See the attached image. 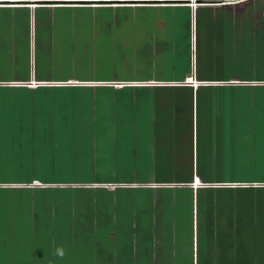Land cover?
<instances>
[{
    "label": "crops",
    "instance_id": "crops-1",
    "mask_svg": "<svg viewBox=\"0 0 264 264\" xmlns=\"http://www.w3.org/2000/svg\"><path fill=\"white\" fill-rule=\"evenodd\" d=\"M37 32L48 34L49 40L57 36L59 51L71 48L87 52L88 57L92 52L97 60L113 62L111 52L117 50V44L124 45L121 50L124 60L132 58L128 65L132 73L120 70L112 76L66 79L32 74L29 57ZM5 33L15 35V41L26 46L28 74L0 79V90L30 91V100L41 96L32 92L43 91L56 102V107L45 99L37 102L33 115L26 116L35 119L34 125L42 124L48 130L45 127L56 122L62 125L61 118L67 115L68 120L77 116L78 126L81 110L89 108L90 122L95 118L90 129L147 132L135 141H117L120 149L113 148L111 153H99L105 160L97 162L96 158L99 165L90 166V175L96 178L88 181L91 183L43 185L33 179L30 182L36 185L24 182L27 187L11 189L27 193L32 188L54 189L66 194L70 188L97 195L140 192L139 202L113 206L120 213V222L129 228L121 236L125 246L120 250V259H131L129 264H182V259L199 264L197 231L206 228L204 236L215 240L217 223L245 230L222 236L219 261L206 257L213 249L204 248L201 264H264V250L258 246L263 239L246 230L264 225V173L257 175L254 169L264 157V143L231 139L233 131L264 132L250 117L251 109L264 116V0H0V35ZM75 35L81 40L76 41ZM118 66L122 68V64ZM147 66L161 69L157 75H149ZM50 90L63 94L52 96ZM246 91L252 94L248 103ZM105 106L111 119L102 121ZM3 122L7 120L0 115V125ZM101 122L107 124L101 126ZM224 132H230L228 139ZM241 156H252L255 166L240 169L236 176L221 172L226 160L234 165L238 162L235 157ZM106 162L118 164L115 168L124 172L121 181L98 179L96 174L104 171L99 166ZM142 162L148 164L146 168ZM260 162L264 166V160ZM126 170L131 173L127 180ZM115 171L110 173L112 178ZM113 185L117 186L109 188ZM219 193L221 204L211 207L206 219L199 218L203 194L205 200L212 198L216 203ZM60 204L64 206V202ZM57 205L40 204L36 216L31 206L26 207L32 220H40L50 218L46 214L58 217L61 206ZM237 207L240 212L236 215ZM73 220V216L64 219V225L76 226L80 221L74 224ZM147 226L153 228L152 233L145 230Z\"/></svg>",
    "mask_w": 264,
    "mask_h": 264
},
{
    "label": "rangeland",
    "instance_id": "rangeland-1",
    "mask_svg": "<svg viewBox=\"0 0 264 264\" xmlns=\"http://www.w3.org/2000/svg\"><path fill=\"white\" fill-rule=\"evenodd\" d=\"M39 33H36L35 45L32 47L29 57L31 59L29 71L32 74L40 76L41 73V77L46 79H66L75 75L112 76L118 74L120 70L125 71L127 74L132 73V67L128 66L132 58L128 57L129 59L124 60V50H121V48L125 47L124 45L117 44V50L111 52L114 57L113 62L103 58L97 60L92 52L88 57L87 52H74L71 48L59 51L56 48L59 46L57 36L53 35L49 40L48 34ZM5 34L0 35V79L14 76L24 78L28 74V51L25 49L26 46L15 41V35ZM75 38L76 41L81 40L80 36L75 35ZM31 39H33V35ZM64 45L61 44L60 46L63 47ZM79 45L83 47L82 42ZM79 45L74 47L78 48ZM126 52L129 53V51ZM77 53L81 54L84 59H79ZM129 56H131V52ZM159 56L160 54L157 53V59H159ZM78 60L81 62L77 63ZM113 63L115 65L112 66ZM118 63L122 64V68L118 66ZM159 69L161 68L147 66L146 71L149 75H157ZM48 92L52 96L63 94V91L57 90ZM246 93V103H248V100L252 98V94L248 91ZM32 94L41 96L30 100V91L15 90L8 92L0 90V115L2 117L4 115L5 120H7V122H3L0 125V188H24L27 187L24 182L33 179L55 183L79 181V179L85 182L92 181L96 178H92L90 171H87V169L92 168L90 166L95 164L99 165L95 163L96 158H98L97 162L105 160V157H100L103 152L111 153L113 148L120 149L117 141L120 143L123 141L130 142V138L135 141L138 135L141 134L143 137L147 133L134 130L96 131L94 127L90 129L89 127L95 122L93 121L95 118L92 117L90 122L89 108H84L81 110L82 113L78 115L79 122L77 123H79L78 126L80 127L76 125L74 120L77 116L68 120L66 119L67 115H65V118L63 115L61 118L62 125L56 122L52 126L45 127L48 130H44L41 123V125H34L35 119L28 120L26 116L30 117V115H33L34 109L38 106L37 102L42 103L43 99L48 100L53 106H55L56 102L52 98L49 99L46 96L48 94L43 91L39 93L32 92ZM106 97L111 98V96ZM84 102L86 105L88 104V100ZM105 107L106 109L103 108L101 112L102 121L111 119V115L106 114L108 107ZM58 109L56 108V110ZM251 114L250 117L255 119L256 123H260L259 126L264 127V116L261 118L258 112L254 114L252 109ZM36 117L34 116L33 118ZM260 119H262L261 122H259ZM27 124L28 127H26ZM106 124V122H101V126ZM36 127H40L38 128L40 130L35 129ZM229 133L224 132L227 139ZM231 133V139L241 138L247 141L264 143V137H261L264 132L233 131ZM251 157H235L238 162H233L234 165L228 163L225 158L227 166H224L221 172L236 176V174H240V169L248 170L255 166L251 165ZM262 159L264 160V157L260 158L259 163L254 168L257 175L264 173V166L260 164ZM115 165L118 164H108L106 162L99 166V169L104 171L96 174L97 177H100L98 179L106 181L107 178L111 177L108 181H121V176L124 172L118 166H116V169ZM140 165L146 168L148 164L142 162ZM132 167H134V164ZM254 169L250 172L253 173ZM113 170L116 171L112 178L110 173ZM211 173L213 174V172ZM126 176L128 178L131 176L128 170L125 171V179ZM31 185H36V183L32 182ZM115 186L117 185L109 186V188H114ZM5 194L9 195L10 198L5 204H2L1 196ZM203 195L202 200L204 202H199L201 211L199 218L203 217V219H206L204 215L206 216L211 207L221 204L218 202L220 193L216 196V203L212 202L211 196H209L211 200H205L206 196L205 194ZM141 197L140 192L133 195L129 192L126 194L125 191L98 193L97 195L80 190H70L66 194L49 189L29 191L28 193L24 190H0V264H129L131 259L129 261L127 258L120 259L122 255L120 250L125 246L121 236L129 228L124 227L122 222H120V213L113 206L115 204L121 207V203L131 204L133 201L137 203ZM237 198H240L239 195H237ZM221 199L224 198L221 197ZM111 200L112 202H109ZM29 202L30 205H28ZM62 202H64L63 207L60 204ZM40 204H44V206L59 204L57 206H61L59 208L61 209L59 211L60 215L57 214L58 217L55 218L53 216L52 218V215L46 214L45 217L49 216L50 218L32 220L33 218L31 219L28 216L29 213L26 206H31L32 210H35L33 215L36 216ZM236 205L238 206V201ZM72 207L73 211L71 212ZM236 210H238V207ZM113 211L116 216L113 215ZM238 212L240 210L236 211V215L239 214ZM67 214L68 216H73L74 224L79 220L82 222L79 221L76 226H65L64 219L71 218L65 216ZM257 216H259V213H257ZM58 218L61 221H57ZM203 219H199L200 222ZM223 224L217 223L216 227L213 228L215 240L212 241H208V238L204 236L206 235V228L201 227L198 229L199 264L202 263L201 252L204 248L213 249L210 251L212 254L206 257H216L215 260L219 261L218 255L222 246V236H236L239 233H244L245 228H232L228 224ZM151 229L153 228L148 226L145 228V230L150 231L148 233H152ZM246 230H249L251 234H255L258 239H263L258 241V246L264 250V225ZM67 236L70 239H67ZM186 252L188 253V251ZM187 253L184 254V257L188 256ZM24 261L26 262L24 263ZM182 261V264H187L188 262L185 259H182Z\"/></svg>",
    "mask_w": 264,
    "mask_h": 264
},
{
    "label": "trees",
    "instance_id": "trees-1",
    "mask_svg": "<svg viewBox=\"0 0 264 264\" xmlns=\"http://www.w3.org/2000/svg\"><path fill=\"white\" fill-rule=\"evenodd\" d=\"M87 170H89V169H87ZM32 181V180H31ZM75 182H77V183H91V182H78V180H74ZM39 183H41V184H43V185H46V184H51V183H55V182H44V181H38ZM28 183H32V182H30V181H28ZM101 183H103V182H101ZM105 183V182H104ZM59 184V183H58ZM60 189V188H59ZM62 189V188H61ZM0 190H5V191H15V190H13V189H11V188H0ZM45 190V189H44ZM47 190V189H46ZM49 190H54V189H49ZM70 190V188L69 189H67V191H69ZM29 191H34L33 190V188L32 189H28V192ZM8 198H10V196L8 195H3V196H1V203L2 204H5L6 203V201L8 200ZM10 200V199H9Z\"/></svg>",
    "mask_w": 264,
    "mask_h": 264
}]
</instances>
